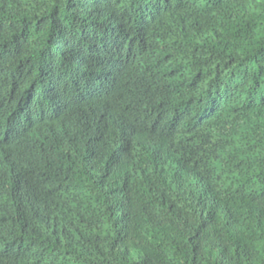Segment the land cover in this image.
<instances>
[{
	"label": "trees",
	"instance_id": "16d2710c",
	"mask_svg": "<svg viewBox=\"0 0 264 264\" xmlns=\"http://www.w3.org/2000/svg\"><path fill=\"white\" fill-rule=\"evenodd\" d=\"M0 264H264V0H0Z\"/></svg>",
	"mask_w": 264,
	"mask_h": 264
}]
</instances>
